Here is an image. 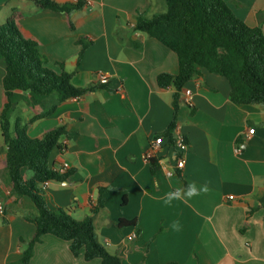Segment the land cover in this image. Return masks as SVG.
Wrapping results in <instances>:
<instances>
[{
	"label": "crops",
	"instance_id": "1",
	"mask_svg": "<svg viewBox=\"0 0 264 264\" xmlns=\"http://www.w3.org/2000/svg\"><path fill=\"white\" fill-rule=\"evenodd\" d=\"M83 1L71 13L70 29L62 12L37 8L31 0H0V23L12 10L21 12L20 32L37 43L51 68L58 71L57 63H63L77 87L106 84L59 102L53 113L33 123L28 121L51 98L19 90L11 96L7 117L11 125L16 119L26 124L29 136L65 127L62 148L52 150L49 166L67 162L71 173L68 179L50 180L44 191L48 207L82 220L96 206L99 188H106L103 207L93 216L94 231L122 264H264V106L233 103L227 79L200 70L183 86L192 91L193 105L180 103L176 120L188 143L186 162L180 174L166 176L173 154L164 133L174 116L175 89L160 87L157 76L176 74L177 56L157 39L132 30L138 14L164 11V0ZM224 1L264 34V0ZM79 39L87 45L78 59ZM99 72L106 79L99 80ZM4 74L0 56V111L6 102ZM153 138L162 144L155 171L143 157ZM189 183L207 191L187 202L164 203L167 192ZM0 206V264H21L34 232L25 216L35 214L36 207L11 190L1 127ZM121 219L133 224L119 226ZM175 221L179 231L171 228ZM29 264L101 261L74 256L67 241L46 234L34 245Z\"/></svg>",
	"mask_w": 264,
	"mask_h": 264
},
{
	"label": "trees",
	"instance_id": "2",
	"mask_svg": "<svg viewBox=\"0 0 264 264\" xmlns=\"http://www.w3.org/2000/svg\"><path fill=\"white\" fill-rule=\"evenodd\" d=\"M31 1L37 8L64 13L70 29H73L71 13L84 4L83 0L65 3ZM164 3V11L150 16L138 14L132 30L157 39L177 56V73L157 76L160 87L173 86L175 89L172 98L174 116L164 133L170 144H173L172 130L177 120L180 91L202 69L227 79L229 99L233 103L264 106V34L261 27L245 24L224 0H164ZM20 16L21 12L12 10L0 23V56L5 65L2 88L6 97L0 111V127L11 190L18 197L27 196L36 207L35 214L25 216L34 225V232L26 243L20 239L25 243L21 264H29L34 245L46 234L67 241L72 254L82 253L86 261L100 259L101 264H122L117 255L97 241L94 231L93 216L103 207L106 188H99L96 206L82 220H75L60 209L54 211L46 203L40 184L46 180L68 179L71 173L59 174L49 166L52 150L62 148L60 140L66 136L64 125L31 137L26 132V124L16 119L11 125L7 117L15 90L51 98V104L28 121L33 123L53 113L59 102L90 90L105 89L106 84L99 82L77 87L71 83L74 73L66 71L63 63H57L58 71L51 68L37 43L20 32L16 24ZM78 42L82 46L79 59L87 43L81 39ZM132 45L140 47L135 42ZM150 166L155 171L157 161L151 159ZM128 224L133 222L118 221L119 226Z\"/></svg>",
	"mask_w": 264,
	"mask_h": 264
},
{
	"label": "built area",
	"instance_id": "3",
	"mask_svg": "<svg viewBox=\"0 0 264 264\" xmlns=\"http://www.w3.org/2000/svg\"><path fill=\"white\" fill-rule=\"evenodd\" d=\"M106 73L99 72L97 74V78L99 80L106 79ZM180 103L187 107H191L193 105V93L190 89L182 88L180 91ZM172 139L173 144L169 143V148L172 151V166L171 169H165L164 173L166 176H171L174 172L180 174L184 168L186 159L184 153L188 148V143L186 141V137L184 133L181 131L180 126L176 123L172 130ZM162 148L161 139L153 138L150 140L148 147L145 149L143 153V157L146 161L150 162L151 159H155L158 162L161 161V157H158V153ZM69 169V165L67 162H63L57 165L52 166V170L59 173L65 174ZM50 180H46L40 184V187L43 191L46 190ZM2 213V208L0 206V214Z\"/></svg>",
	"mask_w": 264,
	"mask_h": 264
},
{
	"label": "clouds",
	"instance_id": "4",
	"mask_svg": "<svg viewBox=\"0 0 264 264\" xmlns=\"http://www.w3.org/2000/svg\"><path fill=\"white\" fill-rule=\"evenodd\" d=\"M78 171H81V174H83L81 169H78ZM202 191H207L206 186L198 187L195 183H189L186 186L178 187L175 190L167 192L163 198L164 203L171 205L173 201L187 202L193 197L199 196ZM171 228L174 231H179L181 228L179 221L173 222Z\"/></svg>",
	"mask_w": 264,
	"mask_h": 264
},
{
	"label": "rangeland",
	"instance_id": "5",
	"mask_svg": "<svg viewBox=\"0 0 264 264\" xmlns=\"http://www.w3.org/2000/svg\"><path fill=\"white\" fill-rule=\"evenodd\" d=\"M165 7H166V6H165V3H164V10H165ZM12 118H13V117H11V120H13Z\"/></svg>",
	"mask_w": 264,
	"mask_h": 264
}]
</instances>
